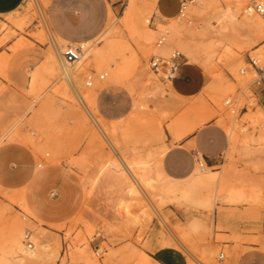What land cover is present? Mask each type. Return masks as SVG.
<instances>
[{"label": "rangeland", "instance_id": "374dc122", "mask_svg": "<svg viewBox=\"0 0 264 264\" xmlns=\"http://www.w3.org/2000/svg\"><path fill=\"white\" fill-rule=\"evenodd\" d=\"M143 2L146 3V0ZM81 3L84 8L78 4V0H23L17 10L0 20V131L11 119L22 115L27 105L33 101L28 84L29 70L43 61L45 53L51 50V43L56 42L48 29L43 27L44 20L48 22L53 33L57 31L75 38L100 27L104 22L109 24L113 19L112 34L96 42L105 52L103 68H93L95 74L89 86L88 103L97 111L96 116L101 115L107 119L120 118L118 138L121 143L127 146L135 145L143 154L152 151L155 156H160L165 168L170 171L188 169L193 163L198 165L202 159L204 165L215 171L217 184L235 183L248 193H257L260 204L258 203L254 211L250 209L252 205L248 202L232 204L218 197L212 205L211 231L209 233L201 229L200 233L202 237H206L202 242L216 251L215 264H264V154L258 151L248 153L241 145L242 137L252 129L246 120V113L255 108L264 111V75H257L259 71L249 61V57H252L256 59L257 65L262 64L258 50L264 48V33L258 38L249 35L251 39L246 29H240L239 34L245 33L240 35L243 36L241 51L239 47H234V51H231L233 54H230L225 45H220L216 47L212 58L213 61L215 58L214 64L213 61L205 65L199 60L189 62L184 65L180 79L173 83V91L168 90L165 81L158 78L159 84L165 87L163 97L159 94L158 98V92L153 90L155 86L150 85L153 80H147V83L146 74L141 72V65L143 62L148 63L151 55H145L138 50L134 39L128 34L127 27L123 25L127 0H81ZM13 17L16 19L15 23ZM191 17L193 20L188 21L193 24L200 20L197 16L190 15L189 18ZM258 17L264 23L259 15ZM171 21L172 19H167L165 23ZM148 22L150 28L156 27L158 22L164 23L154 19L152 11ZM207 38L204 37L205 40ZM20 41L26 44L21 45ZM61 43L65 45L67 42ZM255 48L259 49L254 50ZM186 60L183 55L181 64ZM241 65L246 76L241 74L245 79L237 71ZM103 71L107 75L99 78V73ZM212 74L222 78L232 89L222 91L223 94L216 90ZM152 86V89H148ZM151 92L155 95L150 96ZM228 92L230 96L227 95ZM226 98L229 102L223 103ZM137 100L145 102L144 104L147 102V107L143 108L141 105V109L139 105H134ZM46 105L48 113L38 120L35 118L37 122L34 113L30 115L33 111H30L18 126L19 135L31 138L36 142L38 149H35L36 145L13 140V143L29 153L30 158L17 163L12 160V155L7 153L6 164L0 166V179L11 173L12 169L18 170L20 167L23 169L37 165V162L42 163L35 189L39 193L42 192L46 207L56 215L44 213V218L40 219L43 221L40 222L48 234L45 242L49 247L56 245V255L51 260L3 261L2 264H84L78 257L79 252L84 249L90 252L97 264H149V256L160 261L187 264V255L181 249H150L149 238L154 230L157 238L170 235V232L161 227L157 212L153 209V204L147 201L146 194L140 193V198L143 205L149 206L147 202L150 203V207L144 206L150 216H130V220L125 219L126 205L133 201L135 195L126 185L114 184L105 174L98 177L97 165L99 167L102 160L115 158L117 155L114 149L104 144L93 123L90 124V114L86 115L85 109L83 110L75 99L71 101L57 94ZM207 112H210V116ZM231 114H237L235 120L238 124L233 141L228 144L224 134L215 141L214 135L220 132L221 118ZM199 116L208 120L204 119L200 124H196L192 131L183 133L184 125H187L189 120L196 121L201 118ZM243 124L246 125L244 129L241 128ZM39 126H42L41 129ZM202 132L203 138L198 143L205 146L215 144L216 149L213 153L203 152V158L197 154L199 144L196 143L198 135ZM160 134L162 136H159ZM9 144L10 142L3 145ZM159 147L165 148L160 152L155 150ZM82 178L89 179L86 183V186H92L89 193H85V189L81 187ZM94 181L95 183H92ZM3 187L6 185L0 184V202L7 199L6 192L1 189ZM165 204L160 206V212L170 211L172 208L183 226L189 221L190 217L187 218V215H202L200 218L206 219L203 214L207 209L202 204L203 207L196 204ZM11 207L17 210L16 205L12 204ZM220 217L222 222L219 221ZM54 221L59 222L58 226H55L56 223H49ZM220 252L224 253L222 259L218 258ZM237 253L238 256L234 257Z\"/></svg>", "mask_w": 264, "mask_h": 264}, {"label": "bare ground", "instance_id": "6f19581e", "mask_svg": "<svg viewBox=\"0 0 264 264\" xmlns=\"http://www.w3.org/2000/svg\"><path fill=\"white\" fill-rule=\"evenodd\" d=\"M143 1L145 0H142V2L139 3L138 0H127V5L124 11L125 13L124 15L126 18L124 17L125 24L123 23V25L127 27L128 34L130 35L131 39H134L133 41L136 43L138 50H140L145 55L147 54L152 55L154 53H158L162 56H167L170 54V52L173 49H177L189 61L199 60L200 63H203L205 65L213 61L212 58L215 55L214 53L215 49L218 46L220 47V45H225V49L228 50L230 54L232 53L231 51H234L233 49L234 47L236 48L239 47L238 49L239 51H241L240 43H242L241 38L243 39V36L241 37L240 35H244L245 33L243 32V34H239L240 29L242 28L246 29L248 31V34L247 33L246 34L248 36L252 35L255 38L262 36V34L264 33V23L260 20V18L258 17V14L252 11H248L245 8V0H192L188 2H186L185 0V3L183 4L181 8L180 13L174 17L167 18V19H172L171 22L169 23L167 22L165 23V21L164 23L158 22L156 24V27L154 28H150L148 26L149 16L154 7L153 6L154 0H146V3ZM190 15H194V17L197 16V18H199L200 20L199 21L197 20V23L193 24L191 23L190 20L188 21V19H192V17L189 18ZM15 20L16 19L14 18V23H15ZM112 20L109 21V24L105 26V28L102 30V32L99 35H97L95 38L91 40H88L85 42H79V43L67 42V43H72V44H81L84 48L83 53L81 54L80 58L71 64H62L60 62L59 53L67 43L65 45L64 43H61V42H64V40L58 37L55 33H53V31L50 30V27L47 21L44 20L43 27L45 28V30L48 29V31L52 34V36L56 40L55 44L51 43L52 45L51 50L48 52L49 59L51 62L50 73H51L52 79L50 81V84L40 94L31 92L33 101L30 99L31 102L27 105V108L22 113V115H20L16 119H13V120L11 119L10 123L6 125L0 131V143H2L3 141H7V140H18L26 144H31V146H35L36 142L34 143L31 140V138H28L24 135L23 136L19 135L20 133L18 132L19 131L18 126L21 120L23 119V117L28 112L33 111L32 113H30V115H33L34 113V116H35L34 119L36 118L38 120L39 117L42 118L43 115L48 113L46 104H48L51 98L54 95L56 96V94L60 95L61 97L65 99L71 100V101L75 99L77 103L81 105V108H83V110L85 109L84 111L86 113L85 112L84 113L86 115L90 114L89 115L91 119L90 121H92L90 122V124L93 123L92 125L94 126L96 131L99 133L100 138L103 139L104 144L106 143V146L108 145L111 149H114L116 152L115 154L117 155L115 158H106L102 160L101 163L99 164V167L97 165L98 177L100 174L101 175L103 174L102 176H104L105 174L107 177H109V179H111L114 182V184L126 185L127 189L131 193H134L135 195L133 201L126 205V210L124 212L125 219L127 221L130 220V216H133V218H137L138 216H146L147 218L150 216V214L146 210L147 208H144L145 205H143L142 200L140 198V193L142 195L146 194V196H148V199H149V200L147 199V201H150L153 204V209L156 210L157 212L158 219L162 225L161 227H163L165 230H168L170 232V235H161L160 238H157L156 232H155L156 230H154L149 238L150 249H157L160 247H174L175 249L177 248V249H181L182 251H184V253L187 255L186 256L187 261H188L187 264H215L214 260L216 258L214 259V256H215L216 251L211 246L204 244L202 242V239H205L206 237L205 238L202 237L200 233V231H202L201 229H203L204 231H209V233L211 231V228H212L211 213H212V205L214 201L218 197H221L225 201L232 203V204H236L240 202H248L252 205L250 209L255 210L257 206L260 204L259 199H258V194L255 192L248 193L247 191H245V189L242 186H239L235 183L234 184H228V183L227 184L225 183L217 184L216 183L217 182L216 173L212 171L208 166H206V164L204 165V162L201 161L202 159L200 160L201 162L199 161L198 165L195 166L193 173L189 177L185 179H181V180L173 179L165 175L160 169L159 167L160 156L159 157L155 156L156 154L154 155L152 151H151L152 153L145 152L146 154H143L139 152L138 148L135 147V145L127 146L121 143V141L118 138V126L121 120L120 118L107 119L101 115L96 116L97 111L94 110V108H92L90 104L88 103L90 85L88 86L86 83L88 79L92 80V77L95 74L93 70L94 67L96 69L103 68L105 52L103 49H101L96 44V42L112 34V32L114 31V27L113 25H111ZM15 25H17V22ZM160 34H164L165 40L160 45H156L155 39L157 35H160ZM38 36L41 37L40 34ZM205 36L208 37L206 40L204 39ZM246 38H247L246 39V42H247L248 37ZM24 44L22 43L21 45H24ZM258 49L259 48H255L254 50H258ZM230 54L228 53L229 57H231ZM258 54H259L260 60L262 61V64H259L258 66L261 67L262 71H259V74L257 75L261 76V75H264V48L261 47V49L258 50ZM214 61H215V58H214ZM214 61H213V64L215 63ZM141 67H142L141 72L146 74V78H147L146 82L147 80L148 81L153 80L154 82V83L150 82L151 83L150 85L153 84V86L155 87L153 88L152 86V87H149L148 89L150 88L151 89L153 88V90L155 89L156 91L154 92L156 93L158 92V98L161 94L163 97L165 87H163L164 85L162 86L161 83L159 84L158 75L151 74V72L148 70L147 62L146 63L143 62V65H141ZM206 69H208V67H206ZM212 69H214L213 66H212ZM235 69L237 68L235 67ZM207 71L210 72V70H207ZM237 71L239 72L241 77L245 79L244 76H246V74L245 75L243 74L245 71L242 68V65L238 68ZM144 74H142V77ZM84 76L86 77V79H83ZM213 80H214V86L216 87V90L218 89V91L224 92L225 90L229 88L232 89V87H230L231 85L229 86L228 83L226 84V82L220 77H216L213 75ZM165 84L166 86H168L167 87L169 88L168 90L170 91L175 90L172 86L171 79L165 81ZM151 95H155V93L152 94L151 92L150 96ZM174 95H177V94L174 93ZM227 95H229V92ZM223 101H224L223 103H227L228 99L226 98ZM141 102H138L137 100V102L135 101L134 105H139L140 108L142 106H144L143 108H146L147 102L146 104H144L145 102L143 103ZM235 105L237 107V103H235ZM204 110H206V108ZM210 111H211V115L213 116L212 110ZM234 111L235 110H233V112ZM202 112H204L203 109H202ZM208 113L210 112H207V114ZM236 115L237 114L228 115L225 118H221V121H220V123L225 127V129L228 131L230 135V142L233 141L234 134L237 129L236 126L238 125L235 120ZM203 116L205 115L203 114ZM199 117L201 118H198L196 121H194L195 120V116H194L193 118L194 122L188 119L189 122L187 123V125H184L182 132L188 133L192 131L195 128L196 124L198 123L200 124V122L204 121V119L206 118L202 116H199ZM29 119H31V116L29 117ZM36 119L35 121L37 122ZM206 120L208 119H205V121ZM246 120L248 122V125L252 127V129L248 134L242 137L241 139L242 148L246 150V152L248 153L249 152L253 153V152L258 151L264 154V111L261 109L256 110V108L252 109L251 112L246 113ZM36 122L34 124H36ZM32 123H33V120H32ZM245 126L246 125L243 124L241 128L244 129ZM41 127L42 126H39L40 129ZM93 130L94 129H92V131ZM92 136L94 135L92 134ZM159 136H162V135L160 134ZM36 147L37 145L35 146V149ZM163 148L159 147V149L155 148V150H159L160 152L161 149ZM260 163H262V161H260ZM41 167H42V163L37 162V169ZM86 179L82 178L81 183H82L83 189H85L86 191L85 193H89L91 191L90 187L92 186H86V183L89 180V179L88 180ZM96 179H97V176H96ZM91 181H89L90 182L89 184H91ZM95 181L92 183H95ZM23 191L24 190H19V194L17 195L11 194V193H5L6 198L19 207V210L21 212V215L26 225L24 233H23V241L20 244L21 254L17 262L28 261V260H31V261L32 260H42V261L51 260L56 255V245L49 247V245L45 242L48 234L46 233L47 232L46 229L41 226L40 221H43V220H40L33 213V211L29 208V206L25 203ZM11 192L13 193V191ZM165 203L166 204L172 203L175 205L196 204L199 206L202 204L204 205V207L206 206V209H207L206 213L203 214L206 217V219L204 220L203 218H200V216L202 215L195 214V215L189 216L185 213V215H187L186 217L187 218L190 217V218H189V221L187 222V225L183 226L180 220L178 219L177 214L175 213L174 210H172V208L170 211L160 212L161 211L159 210L161 209L160 206H163V204ZM147 204H149V206L147 205L145 207L151 206L149 202H147ZM33 209H34V206H33ZM154 210H151V211L153 212ZM201 219H203L204 222H202ZM222 220L223 219L220 217L219 221L222 222ZM55 226H58V222L55 224ZM168 231H167V234L169 233ZM157 233H160V232H157ZM260 240L258 241L260 242ZM262 244L264 245V242ZM261 246L262 245H260V247ZM262 249L264 250V246H262ZM236 256H238V253L234 255V257ZM78 257L82 261H84V264H95L96 263V260L92 257L90 252H88L85 249L79 252ZM155 261L156 260H153L149 256L148 258L149 264H158Z\"/></svg>", "mask_w": 264, "mask_h": 264}, {"label": "crops", "instance_id": "0c3cea01", "mask_svg": "<svg viewBox=\"0 0 264 264\" xmlns=\"http://www.w3.org/2000/svg\"><path fill=\"white\" fill-rule=\"evenodd\" d=\"M65 1L70 2L71 0H64V2ZM188 1H192V0H186V2ZM22 2L23 0H0V20L4 19L5 16L12 14L15 10H17L22 4ZM184 3L185 0H154L152 17L160 21L161 20L165 21L167 20V18L174 17L177 14H179ZM78 4L81 7H83L81 0H78ZM106 24L107 22H104V24L101 25L100 27L94 28L88 31L87 33L82 34L81 36H77L75 38L65 36L57 31L55 34L61 39H63L65 42H72V43L85 42L99 35L102 32V30L105 28ZM189 62H194V61H189L187 59L183 64L176 66L173 73V77L171 79L172 86L173 83H175L176 80H179L180 77L183 75L184 65L188 64ZM50 65L51 62L47 51L45 53L43 61L37 67H34L29 70L28 84H29V90L31 92L38 93L44 90L50 84V81L52 79L50 73ZM219 127H220V132L217 133V135L216 134L214 135V140L215 141L219 140L220 136L224 134L225 140L229 144L230 135L228 131L221 123L219 124ZM203 134L204 132L198 135V138L196 140L197 144H199L198 142L201 140V138H203ZM12 141L13 140H7L0 143L1 146L3 144L10 142L9 145H3L0 147V166L4 163L6 164L7 153L9 156L12 155V160L17 163H20L23 160L27 161L28 158H30L29 153L23 147L13 143ZM215 150H216L215 144L205 146L203 143H201L198 145L197 154L199 155V157L203 158L202 157L203 152L213 153L215 152ZM195 166L196 164L193 163V165L188 169H184L182 171H170L165 168L162 159L159 158V167L162 170V172L165 175L177 180H181L189 177L193 173ZM12 170H10L11 173L5 175L4 178L0 179V182H2L0 184L6 185V187H3L1 189L6 193H11L15 195L19 194V190H24L23 195L25 198V203L29 206V208L39 219L44 218L43 217L44 213H48V215L52 214L53 216L56 215L54 211L46 207L43 200L44 197L42 192L38 193V190L35 189L38 182V176H39L38 174L40 173L39 169H37V165L33 164L31 167H24L23 169L20 167V169L18 170L16 169H14L13 171ZM81 187L83 188L82 183H81ZM10 190L13 191V193ZM12 204L14 203L9 201L8 199H6V201L0 202V264H2L3 261H18V258L21 254L20 244L23 241V233L26 225L19 210V207L16 205L17 210H13L11 207ZM54 222H49V223L52 224L57 223ZM153 259L156 260L155 262H157L158 264H176L173 261H160L155 258Z\"/></svg>", "mask_w": 264, "mask_h": 264}, {"label": "built area", "instance_id": "2783aa9c", "mask_svg": "<svg viewBox=\"0 0 264 264\" xmlns=\"http://www.w3.org/2000/svg\"><path fill=\"white\" fill-rule=\"evenodd\" d=\"M245 8L248 11L255 12L264 20V1L263 0H245ZM165 40L164 34H160L155 39V44L160 45ZM83 46L81 44L67 43L59 53V60L62 64H71L78 60L83 53ZM183 59V55L177 49H173L169 55L162 56L158 53L152 54L148 59L149 70L158 75V77L167 81L172 79L176 66L180 65ZM250 64L257 69L262 71L261 67L257 65L256 59L249 57ZM107 75L105 71L99 73V78H104ZM88 86L92 84V80L88 79ZM229 100L227 101V103ZM224 257V253L220 252L218 255L219 259Z\"/></svg>", "mask_w": 264, "mask_h": 264}]
</instances>
